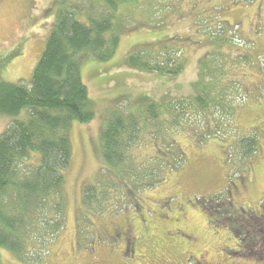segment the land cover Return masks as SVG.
Instances as JSON below:
<instances>
[{"label":"rangeland","instance_id":"374dc122","mask_svg":"<svg viewBox=\"0 0 264 264\" xmlns=\"http://www.w3.org/2000/svg\"><path fill=\"white\" fill-rule=\"evenodd\" d=\"M63 1L0 0L1 80H29ZM120 15L119 24L122 11ZM156 20L158 25H149ZM126 26L109 59L99 60L86 52L79 60L94 118L85 123L73 121L70 126L72 156L62 171L66 193L62 230L41 263L21 262L4 249L0 250L1 263L136 264L139 260L126 256L124 249L119 250V241L111 237L121 227L142 233L146 240L141 244L148 250L162 248L169 264L197 263L199 251L180 249L181 240L190 235L198 238V245L210 249L203 257L209 264H264L263 260L232 255L239 249L231 227L215 224L219 215H208L201 207L204 201L221 195L231 200V211L244 217L249 210L260 213L264 201V0H150L132 10ZM216 36L222 41L215 42ZM161 48L182 60L176 74L134 69L125 62L137 52L154 57ZM214 52L220 54L217 60L207 58ZM205 66L214 69L209 76L217 90L224 88L222 102L230 110L227 114L219 105L213 107L209 121L214 125H204L202 117L191 115L195 110L188 103L205 90L197 86ZM204 79V84L214 85L213 80ZM176 99H184L190 110H184L174 125L165 123L171 117L170 111H163L159 116L163 127L154 128L156 138L141 133L142 142L133 144L131 152L137 163L150 162L149 157L168 161L173 153L165 146L172 139L174 153H180L182 161L150 186L134 191L132 183L126 182L124 190L131 192L125 197L116 186L107 184V197L98 209L93 203H82L85 187L96 193L99 181L107 182V176H100L105 167L100 135L107 112L120 109L127 113L148 101L159 104ZM26 115L23 110L17 117ZM11 120V116L0 115V133ZM253 139L255 146L249 152Z\"/></svg>","mask_w":264,"mask_h":264},{"label":"trees","instance_id":"16d2710c","mask_svg":"<svg viewBox=\"0 0 264 264\" xmlns=\"http://www.w3.org/2000/svg\"><path fill=\"white\" fill-rule=\"evenodd\" d=\"M143 1L64 0L63 6L55 11L29 80L23 83L0 79V115L12 117L0 133V250H8L21 262L41 263L64 225L66 193L62 171L69 166L72 156L70 126L73 121L85 123L94 118V104L80 75V57L90 52L96 59H109L117 49L119 33L127 28L126 17L131 16L134 8L150 2ZM121 11L123 22L119 24ZM149 25H158V21ZM218 38L215 42L222 41ZM219 57L215 52L207 56L216 60ZM179 58L175 52L161 48L154 57L151 53L137 52L125 62L134 69L176 74L183 64ZM213 70L212 66L200 69L197 86L205 90L195 101L188 102L195 110V113L189 111L190 114L202 117L204 125H214L209 121L213 107L220 106L225 113H230L222 102L224 88L219 86L217 90L214 79L209 76ZM204 78L213 80L214 85L204 84ZM186 104L184 99L159 104L148 101L127 113L109 110L100 135L105 164L100 176H107V182L100 180L96 193L92 187H85L82 203H93L98 209L107 197V184L116 186L125 197L131 192L124 190L126 182L132 183L136 191L162 179L165 170H173L182 161L180 153H174V140L166 142L165 147L173 153L168 161L149 157L150 162L146 159L133 162L131 146L142 142L144 132L156 138L154 128L163 127V120H159L163 111H170L171 118L165 123L176 124L179 115L182 117L184 110H190ZM23 110L27 115L18 118ZM251 143L249 152L254 149L255 140ZM219 196L204 201L201 207L208 215H219L215 224L231 227L239 249L232 255L237 253L243 258L264 261V201L260 213L249 210L242 217L231 211L230 199ZM241 212L244 213L243 209Z\"/></svg>","mask_w":264,"mask_h":264},{"label":"flooded vegetation","instance_id":"af4514ba","mask_svg":"<svg viewBox=\"0 0 264 264\" xmlns=\"http://www.w3.org/2000/svg\"><path fill=\"white\" fill-rule=\"evenodd\" d=\"M105 229V228H103ZM101 229V231L103 230ZM100 231V232H101ZM111 237L117 239L119 246V250L124 249L126 256L132 258L133 260H139L136 264H169L168 261L170 260L168 254L161 249L156 251L148 250L145 246L141 244V240L145 242V236L140 232H133L129 229H123L121 227L115 228L111 232ZM196 236L190 235V237H185L181 240L180 249H182L186 253H191L192 251H199L200 256L199 258L195 257L197 263L195 264H209L207 260L203 259L204 256H208L210 249L201 247L196 243ZM92 255V254H91ZM110 255V253H109ZM214 258H218L215 256ZM131 264L130 262H127ZM92 264H113L110 261H101V262H93ZM212 264H236L232 262H221L215 261Z\"/></svg>","mask_w":264,"mask_h":264}]
</instances>
